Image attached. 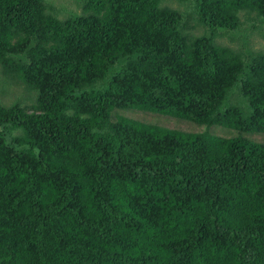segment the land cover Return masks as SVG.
<instances>
[{
    "label": "trees",
    "instance_id": "obj_1",
    "mask_svg": "<svg viewBox=\"0 0 264 264\" xmlns=\"http://www.w3.org/2000/svg\"><path fill=\"white\" fill-rule=\"evenodd\" d=\"M165 1L61 19L0 0V67L35 94L32 110L0 100V264H264L263 144L112 121L264 133V51L218 43L264 0H193L190 17ZM237 84L250 114L224 109Z\"/></svg>",
    "mask_w": 264,
    "mask_h": 264
},
{
    "label": "rangeland",
    "instance_id": "obj_2",
    "mask_svg": "<svg viewBox=\"0 0 264 264\" xmlns=\"http://www.w3.org/2000/svg\"><path fill=\"white\" fill-rule=\"evenodd\" d=\"M45 3L49 11L61 19H65L72 12L82 13L84 6V0H45ZM164 5L177 9L182 14L184 13L187 17H190L193 0H188L184 3L178 0H168L164 2ZM252 19L253 15L249 17L247 15L243 16V31L234 34H222L218 37V43L236 50L247 47L252 52L264 51V20L256 21ZM190 27L193 28L192 35L202 33V30L195 28L194 24H190ZM34 98V93L27 91L22 83L8 79L0 67V100L4 105L10 106L14 103H20L32 110L33 106L31 105L34 104ZM230 106L239 107L245 114L251 113L249 103L242 97L238 84L231 91L224 104V109ZM120 118L159 126L175 132L190 134L209 133L224 138H241L255 144L264 145V133H247L221 126L208 127L188 120L129 108H117L113 111L112 121L116 122Z\"/></svg>",
    "mask_w": 264,
    "mask_h": 264
}]
</instances>
